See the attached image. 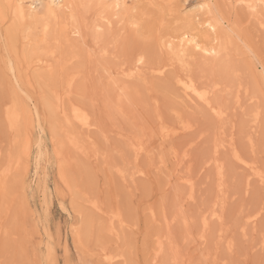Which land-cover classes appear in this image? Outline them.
Wrapping results in <instances>:
<instances>
[{
    "label": "rangeland",
    "instance_id": "1",
    "mask_svg": "<svg viewBox=\"0 0 264 264\" xmlns=\"http://www.w3.org/2000/svg\"><path fill=\"white\" fill-rule=\"evenodd\" d=\"M123 1L128 11L106 12L89 2L78 5L77 20L71 12L61 17L51 28V38L57 40L54 32L60 39L44 44L53 56L35 59L24 74L33 84L22 89L4 35L17 21L11 14L0 18V172L11 168L7 189L0 187V264H110L106 253L117 255L111 264H264V8L252 12L243 0H211L228 40L216 53L207 50L220 43L219 33L204 38L199 23L206 17L202 0ZM189 21L198 28L191 31ZM65 24L71 34L64 39L58 30ZM39 30L27 46L39 43ZM176 46L183 61L171 52ZM185 75L215 88L209 96L222 106L221 117L185 94L178 82ZM56 92L59 124L71 105L93 122L68 126L79 146L52 130L42 107V96ZM15 98L34 122L21 131L6 119ZM26 134L31 157L23 153ZM139 139L145 148L136 159L130 143ZM214 208L221 219L207 217L203 232L202 217ZM114 211L122 226L118 218L111 222ZM83 218L87 251L76 247L74 233Z\"/></svg>",
    "mask_w": 264,
    "mask_h": 264
},
{
    "label": "bare ground",
    "instance_id": "2",
    "mask_svg": "<svg viewBox=\"0 0 264 264\" xmlns=\"http://www.w3.org/2000/svg\"><path fill=\"white\" fill-rule=\"evenodd\" d=\"M170 1H174V0H170ZM245 1L246 3V6L247 8H249L250 10L255 11L257 10L258 8H264V0H243ZM89 2H95L97 4H102V10L103 11H106L110 8H115V9H118L120 8L121 6L123 7V9L125 11H128L126 8H124V1L122 2V0H0V18L2 20H4L7 15L11 14V16L13 15L15 21H17V25L13 26L12 28L10 27L9 30H7L5 32V42H6V49L8 51V54H9V58H8V63H9V66L11 68V70L13 71V73L15 74V77L17 79V82H18V86L20 87V89H22V83H26L27 86L31 87L30 85H32V79L31 77H26L24 76L25 74V71L27 70V72L29 73V68L30 67H33V64H34V61L35 59H37L38 57H40L41 55H44V54H47V55H51L53 53V50H51L50 48V45L48 46H44V44L48 43L49 41H51V39L55 40V38H51V31L53 30H56V29H53L52 27L56 26L60 21V18L61 17H64L65 14L71 12V17L70 18H73V21L74 19L77 20V12H76V8L78 7V5L82 4V3H88V4H92V3H89ZM212 1L211 0H202L199 4V7L202 8L203 10V14L206 15V17L201 21L199 22L200 25H202L204 28H205V31L206 33H204V38H208L210 37L211 34L213 33H219L218 36L220 38V43L217 41V45L216 44H211L209 45V48L207 51H214V52H218L219 51V45L218 44H221V48L222 49H226L228 47V40L227 39V36L224 35L223 33L221 34L219 31H220V27L223 23V21L221 22V19H222V16H221V19H217L215 17H213V12H214V9H213V5L211 3ZM241 2V0H240ZM40 4H41V7H40ZM127 5V4H126ZM85 6V5H84ZM84 8V7H83ZM39 9L41 11L44 12V15L43 16H38L37 13L39 11ZM264 9H262L263 11ZM107 12V11H106ZM116 12V11H115ZM258 12V11H257ZM100 13V12H99ZM41 14V13H40ZM89 14V13H88ZM126 14V13H125ZM252 14V13H251ZM124 15V13H123ZM255 15V13H254ZM259 17V16H258ZM65 18V17H64ZM96 18V17H95ZM110 18V16H109ZM0 19V20H1ZM67 19V17H66ZM83 19V18H82ZM97 19V18H96ZM112 20V19H111ZM110 20V22H112ZM65 21V20H64ZM67 21V20H66ZM83 21V20H82ZM109 21V20H108ZM77 23V21H75ZM190 22V30H196L198 28V24L197 25H194V26H191V21ZM64 23V22H63ZM62 23V24H63ZM85 23V22H84ZM88 23V22H87ZM132 23V22H131ZM197 23V22H196ZM263 23V22H262ZM69 24V23H68ZM78 24V23H77ZM83 24V23H82ZM41 27V30H39L38 32V36H39V43L33 45L32 47L30 46H27L28 45V42H26V39L29 41V40H32V42H35L33 41V39L35 40V30L37 29V26ZM85 25V24H84ZM60 26V25H59ZM67 25H63L62 27L60 26L58 32H59V35L63 36V38L65 39V36L67 37L68 32L67 31ZM95 26H97L95 24ZM109 26V25H108ZM57 27V26H56ZM79 27H81V25H79ZM88 27V26H87ZM202 27V28H203ZM51 28L53 30H51ZM89 28V27H88ZM75 29V28H74ZM107 30V29H106ZM202 30V29H201ZM204 31V32H205ZM37 32V31H36ZM72 32V30H71ZM74 33H80V30L79 29H75L73 31ZM82 33V32H81ZM203 33V32H202ZM71 34V33H70ZM196 34V33H195ZM54 36L57 37V40H59L60 38H58V34L55 35V33L53 32L52 34ZM76 35V34H75ZM198 35V34H197ZM201 37V36H200ZM37 39V38H36ZM107 39V38H106ZM200 39V38H199ZM215 39V36L212 38H210V41H213ZM217 39V38H216ZM55 40V41H57ZM104 40V39H102ZM209 43H212L210 42ZM54 43V41H52ZM50 42V43H52ZM62 42V41H60ZM104 42V41H103ZM214 42V41H213ZM30 43V42H29ZM49 43V44H50ZM74 43V42H73ZM105 44V43H104ZM54 46V45H53ZM99 46V45H98ZM106 46V45H105ZM103 46V48L101 46H99L100 48H102L104 51L106 50V47ZM108 46V45H107ZM54 48V47H53ZM101 49V50H102ZM73 51V50H72ZM6 52V51H5ZM106 52V51H105ZM104 52V53H105ZM171 52L172 54H174L175 56H177L178 60H181L183 61V57L184 54H181L182 52V48L180 46H176V47H171ZM100 53V52H99ZM7 54V53H6ZM98 54V53H97ZM104 55V54H103ZM102 55V56H103ZM53 56V54H52ZM97 58V57H96ZM98 62V61H97ZM36 67V66H35ZM165 68V67H164ZM111 69V68H110ZM162 69V68H161ZM128 70V69H127ZM26 72V74H27ZM142 75V74H141ZM39 78L42 77V75H38ZM180 77V76H179ZM42 79V78H41ZM40 82V81H39ZM178 82L181 84V88L184 90L185 94L190 97L191 99L195 100V101H199V102H202V103H206L210 109H213L215 114L218 116L217 118L221 117L224 113V110L219 106L217 107L216 104L212 103L211 102V99H210V96H209V93L212 91V89L214 90L215 88H212L211 90L208 89V87H204L200 84H198V82L193 78L191 77L190 75L189 76H186L185 77H181L178 79ZM38 83V82H37ZM177 83V82H176ZM41 84V83H40ZM39 85V84H38ZM70 85V84H69ZM41 86V85H40ZM35 87V86H34ZM180 87V86H179ZM41 89H43L44 87H40ZM46 89V88H45ZM33 93L35 92V90H33ZM52 91V90H51ZM17 92V91H15ZM21 92V91H20ZM31 92V91H30ZM50 93V92H49ZM53 93V92H52ZM23 94V93H22ZM18 95V94H17ZM16 95V96H17ZM34 95V94H33ZM40 95V94H39ZM43 95V94H42ZM27 96V94H26ZM238 96V95H237ZM18 97V96H17ZM23 97V96H22ZM25 97V96H24ZM28 97V96H27ZM35 97V96H34ZM36 98V97H35ZM37 100V99H36ZM35 101V100H34ZM61 101V96L56 92L54 93L53 95L52 94H49L48 96L47 95H43L42 98H41V102H42V107L43 109L47 112V115L49 117V120H50V124H51V128L52 130L54 129V131L57 133H64V137L66 139H68L69 141L72 142L73 145H77V141H79V139L77 140L76 136L73 134V131L69 132L68 131V126L72 123V122H77V124H80L81 126H86L87 128L91 127L93 125V122L91 121L90 117H89V113L81 108V107H78L76 105H71L68 109H66L67 111L64 113L65 114V119L63 122V124H59V120L55 119V112H61L59 110L60 108V102ZM36 102V101H35ZM9 104V103H8ZM31 106V105H30ZM36 106V104H35ZM82 106V105H80ZM34 111V110H33ZM63 111V109H62ZM41 110L40 108H36V116L38 117V120H41ZM64 115V114H63ZM257 115V114H256ZM30 116H31V112L29 111V109L27 108L26 104L22 103L21 101H19L17 98L14 99L11 107H9L6 111V119L8 121V124L10 126V128L12 129H16L17 131H21V129H23L22 125L23 123L25 122L26 125L29 126V123L31 124V122H33V120H30ZM58 116V115H56ZM47 117V116H46ZM58 119H60L61 121V118L60 117H57ZM258 117L255 116V120L257 119ZM44 119V118H43ZM41 122V121H40ZM34 123V122H33ZM58 123V124H57ZM95 123V122H94ZM40 126H41V123H39ZM80 126V127H81ZM65 127V128H64ZM27 128V127H26ZM50 128V129H51ZM67 128V129H66ZM71 128V126L69 127ZM42 129V128H41ZM40 129V130H41ZM65 129H66V132H65ZM77 129V128H75ZM27 131H29L28 129H25ZM87 130V129H86ZM53 131V132H54ZM68 131V132H67ZM88 131V130H87ZM162 131L164 133H166L165 135H168L167 132H166V129L164 127H162ZM78 132V131H77ZM32 133V132H31ZM72 133V134H71ZM55 136L57 137L58 135ZM72 135V137L70 135ZM31 135V134H30ZM29 134H26L25 136V141H24V144H23V153H24V156L26 157H31V153H32V141L30 139V136ZM53 135V134H52ZM74 135V136H73ZM54 137V136H53ZM72 139H71V138ZM78 137V136H77ZM82 137V136H80ZM130 139V138H129ZM141 139V138H140ZM135 140V141H132L130 143V145L133 147V153L135 155V158L137 159L138 155L140 154L141 150H143V141L142 140ZM55 141V140H54ZM235 141V140H234ZM32 142V143H31ZM62 145V144H61ZM215 147H217L219 144H214ZM226 145V144H225ZM79 146V145H77ZM220 146V145H219ZM224 146V145H223ZM57 147V146H56ZM76 147V146H75ZM55 148V147H54ZM145 148V147H144ZM147 148V147H146ZM218 148V147H217ZM215 148V152L218 151V149ZM74 150V149H73ZM131 150V151H132ZM61 151L62 150H58L56 151V153L58 154V156H60L61 154ZM55 152V150H54ZM3 153V152H2ZM60 153V154H59ZM233 153L235 156H238V152L237 150L233 149ZM56 154V158L58 157ZM14 156V155H13ZM12 156V157H13ZM2 157V156H1ZM134 157V156H133ZM216 157V156H215ZM59 158V157H58ZM62 158V155L61 157ZM64 158V157H63ZM62 158V161H64ZM134 158V159H135ZM1 159V158H0ZM67 159V158H66ZM241 159V158H240ZM8 160V159H7ZM215 160V159H214ZM19 162L21 160H18ZM61 161V160H60ZM61 161V162H62ZM18 162V163H19ZM59 162L60 164H62L63 166V163ZM17 163V162H16ZM15 163V164H16ZM58 163V165H59ZM14 164V165H15ZM215 164V162H214ZM5 165V164H4ZM19 166V165H18ZM60 166V165H59ZM225 166V165H224ZM217 168V171L219 174H222V169H223V166L220 164V163H217L216 166ZM17 169V167H15ZM24 167H22L23 169ZM251 169L255 170L254 167H250ZM9 167H7L3 172H0V187L3 188V189H7L4 184L5 182V177L7 176L8 174V171H10ZM21 170V169H20ZM64 167H61V170L58 169V173H60L59 175V178L60 180H62L61 178H63L64 181H66L67 183V175H65V171H64ZM140 170V169H138ZM60 171V172H59ZM23 172V171H22ZM256 172V171H255ZM15 173V172H13ZM137 173V172H136ZM251 173V172H250ZM258 173V172H257ZM253 174V172H252ZM14 175V174H13ZM223 175V174H222ZM250 176V174H249ZM65 178V179H64ZM248 178V177H247ZM64 181H62L64 183ZM182 181V180H181ZM69 182V181H68ZM66 183L65 186H66ZM186 183V182H185ZM221 185V184H219ZM71 186V185H69ZM76 186V185H75ZM69 190L72 188H69L67 187ZM193 189V187H191ZM1 191V190H0ZM5 191V190H3ZM72 191V189L70 190ZM62 192V191H61ZM192 192V190H191ZM190 192V193H191ZM72 193V192H71ZM77 193V192H76ZM75 193L74 196H76L77 194ZM2 194V193H1ZM63 194V193H62ZM192 195V194H191ZM61 196V194H60ZM63 197V195H62ZM65 198V197H63ZM73 199H75L73 197ZM73 201V200H72ZM75 202V201H74ZM215 205V204H214ZM223 206V205H222ZM71 207V205H70ZM73 207V206H72ZM76 207V206H75ZM74 207V209H76ZM94 207H98V204H95ZM183 207V206H182ZM215 207V206H214ZM101 209V208H99ZM150 209V208H149ZM221 209V208H220ZM73 210V209H72ZM98 210V209H97ZM150 213L151 215L153 216V218L155 217V212L154 210L151 208L150 209ZM156 210V209H155ZM184 210V209H183ZM218 209H212L211 211V215L207 214L206 215H203L202 217V221H203V232H205L206 230V227H207V224L209 225V220L207 217H217L218 220L221 219V214H218ZM77 212V211H76ZM102 212V210H101ZM99 212V213H101ZM180 212H182L180 210ZM78 213V212H77ZM103 213V212H102ZM205 213V212H204ZM257 213V212H256ZM84 214V213H83ZM81 215V214H80ZM209 215V216H208ZM82 216V215H81ZM120 212L118 211H114L113 212V215L110 217V220L112 223L114 222L113 219L115 218H118L116 220H118L121 224V226L123 225L124 223V220L122 218H120ZM185 216V215H184ZM253 216V215H252ZM165 218H166V224L169 225V221L165 215ZM114 219V220H115ZM84 218L82 219V223H81V228L80 227H76L77 229H75L74 233L76 234V239L78 240V242L76 243V247L80 248V249H83L84 251H87L88 248H85L84 247V240L82 238V232L84 233V229L86 227L85 225V222H84ZM208 221V222H207ZM84 222V223H83ZM186 222V221H185ZM188 223V222H187ZM253 223V221H252ZM184 224V223H183ZM79 225V224H78ZM185 225V224H184ZM188 225V224H187ZM110 227V226H109ZM80 228V229H79ZM112 228V227H111ZM188 228V227H187ZM116 231V230H115ZM109 232V231H108ZM114 235V234H113ZM203 237H204V233L201 234ZM201 236V237H202ZM205 238V237H204ZM171 240V239H170ZM169 240V241H170ZM173 241V240H171ZM159 245V251L163 252L164 251V243L160 240V242L158 241ZM55 244V243H54ZM87 249V250H86ZM104 249V248H103ZM173 250V249H172ZM172 252V251H171ZM174 252V251H173ZM115 253V252H114ZM91 254V253H90ZM172 255H174V253H172ZM89 256V254H88ZM117 255H112V254H107L105 255V260L106 262L108 263H112L113 259L116 257ZM174 257V256H173ZM93 258V257H92ZM156 258V257H155ZM171 258V257H170ZM175 258V257H174ZM173 258V259H174ZM169 259V258H168ZM172 260V259H171ZM175 260V259H174ZM154 264V263H153Z\"/></svg>",
    "mask_w": 264,
    "mask_h": 264
}]
</instances>
